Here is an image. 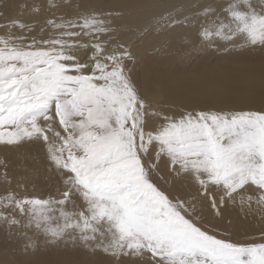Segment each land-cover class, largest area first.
<instances>
[{
  "label": "snow or ice",
  "instance_id": "snow-or-ice-1",
  "mask_svg": "<svg viewBox=\"0 0 264 264\" xmlns=\"http://www.w3.org/2000/svg\"><path fill=\"white\" fill-rule=\"evenodd\" d=\"M10 7L0 0V149L42 154L59 187L28 194L27 176L0 158V231L23 238L25 253L43 241L102 258L87 264H264V231L237 239L208 220L230 206L264 218V0H180L138 30L258 49L243 94L230 90L244 104L258 96V109L201 107L199 91L142 85L118 39L121 13L73 0H23L15 17Z\"/></svg>",
  "mask_w": 264,
  "mask_h": 264
},
{
  "label": "rangeland",
  "instance_id": "rangeland-1",
  "mask_svg": "<svg viewBox=\"0 0 264 264\" xmlns=\"http://www.w3.org/2000/svg\"><path fill=\"white\" fill-rule=\"evenodd\" d=\"M9 2L12 7L7 10L16 8L15 4L18 2L22 3L23 0H9ZM146 35V44L144 46H139L140 50L137 59L129 65L136 73V78L139 81L147 79L149 82H163L171 86L194 81L196 83V91L204 93L208 97V102L201 104V107H214L218 109L237 108L226 107L216 103L212 98V94L206 93L205 85L198 82L203 79L204 75L225 80L238 79L239 77H242V81H244L245 85L248 69L247 61L254 59L257 64V70L259 67L260 51L258 49L246 52L240 45L205 48L191 47V39L194 38V33L189 32L185 34L183 29H178L175 34L177 38L167 43H164V36L158 34L156 31H149ZM181 36L183 37L182 39L180 38ZM130 50L135 53L132 45L130 46ZM260 107L261 104L257 96L254 103L241 105L239 109H258ZM173 110L179 111L182 109ZM10 151L11 150L0 149V158L8 154ZM32 193L33 192L29 191L28 194L42 197L40 194ZM80 203L81 202L79 200H76L77 206H79ZM67 207L71 210L72 204L69 203ZM208 220H210L213 224H220L222 227L229 228L233 237L237 239L242 238L245 234L259 237L260 232L264 231V218H261L258 214L248 215L245 217L238 208L231 206L224 210L223 219H214L211 214H208ZM241 226L242 229H239ZM233 230H235L234 233ZM236 230L238 234L236 233ZM238 231L241 232L239 233ZM41 242L39 246L41 251L51 252V254L48 255L54 256V258L56 257V253L63 254L64 251L72 250L70 245L68 249H65L63 246L46 247L43 241ZM41 246L42 248H46L42 249Z\"/></svg>",
  "mask_w": 264,
  "mask_h": 264
},
{
  "label": "bare ground",
  "instance_id": "bare-ground-1",
  "mask_svg": "<svg viewBox=\"0 0 264 264\" xmlns=\"http://www.w3.org/2000/svg\"><path fill=\"white\" fill-rule=\"evenodd\" d=\"M40 2H42V0H40ZM73 2L82 3L84 7L89 9L95 8L105 12L112 11L114 14L121 13L122 15L115 19V27L117 28L118 39L120 41L127 42L130 46L132 45L135 51V62L139 55V46H144L146 44L145 40L147 39V35H144L141 38L138 34V30L148 26L151 23L153 17L162 14L168 5L179 3L180 0H73ZM153 5H157L158 7H153ZM6 12L9 17H15L19 14V10L17 8L6 10ZM22 18L31 19L27 13H25ZM133 74L135 75L136 73L134 72ZM148 82L149 81L147 79L140 81L142 85ZM198 82L205 85L206 93H211L212 98L218 104L224 105L226 107H237L236 109H239L241 105H245L244 103L233 100L231 98L230 92V90L238 89L240 93L243 94L244 81H242V77H239L238 79L225 80L204 75L203 79L199 80ZM172 87L181 91H196V83L194 81L176 84ZM26 151L27 149L21 150V152ZM31 155L35 158H29L27 161H24L22 156L14 151H10L4 156H7L8 158L10 171L12 174L16 176H27V180L25 182L28 187V193L30 191L34 194H40L42 197H47L48 195H58V182L54 177H50L46 172L43 155L40 154L37 156L35 151H33ZM25 163L27 164L28 168L34 170V172H24L23 169ZM0 171H2V169H0ZM0 190V192L3 191L2 185H0ZM239 229H242V226L241 228L239 227ZM234 232L235 230H233V233ZM24 245L25 241L23 238L12 237L10 234L0 231V264H55L57 261L68 260L84 262V264H87V262L102 259L101 257L94 258L83 251L74 250L64 251L63 254L56 253V257L54 258V256L48 255L51 254V252H42L40 247L36 251L30 250L29 252L25 253Z\"/></svg>",
  "mask_w": 264,
  "mask_h": 264
}]
</instances>
